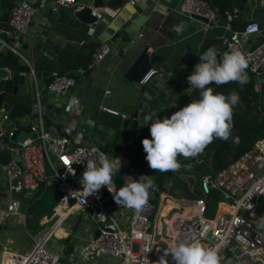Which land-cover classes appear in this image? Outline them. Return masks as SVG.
Returning <instances> with one entry per match:
<instances>
[{"label":"built area","instance_id":"2783aa9c","mask_svg":"<svg viewBox=\"0 0 264 264\" xmlns=\"http://www.w3.org/2000/svg\"><path fill=\"white\" fill-rule=\"evenodd\" d=\"M29 2L14 1L8 13V28L4 30L6 38L27 33L30 16L37 11V7ZM133 2L128 0L130 4ZM59 5L79 7L76 0L50 1L51 10ZM90 8L96 19L103 13L109 16L116 13L106 7ZM176 10L187 16L194 13L205 17L201 21L203 29L214 24L218 16L210 0H180ZM237 11L230 8L222 12L227 30L225 50H241L249 61L247 70L258 77L264 73V33L259 22L250 17L242 20L241 31L231 26ZM175 27L181 29L180 26ZM252 33L256 36L254 41H261L249 49L254 41L245 47L242 42ZM139 35H133L129 43L136 41ZM14 44L0 37V48H7L25 62L29 66L30 79L35 82L33 61L24 58ZM111 51V45L101 40L84 65H78L70 72H50V79L34 90L31 103L36 110L29 109L24 116L31 124L32 134L22 141H14L10 148L5 146L12 125L0 128V149L9 148L6 161L0 163V227L11 217L27 226L26 209L30 202L27 196L30 191L44 190L52 183L57 193L55 204L39 218L42 234L33 240L32 248L28 252H19L2 246L0 264H173L171 256H165V252L180 241L192 242L194 238L205 248H216L219 244L221 264H264V229L257 228L253 222L257 200L264 196V114L260 135L246 150L216 171L199 177V196L181 198L185 202L177 204L164 192L157 193L152 189L148 204L139 213L130 210L125 223L120 221L122 208L111 201L113 195L106 186L102 199L101 188L98 194L87 197L85 202L84 195L78 191L82 190L80 180L88 160L98 161L102 153L109 157L98 144L77 142L46 124L42 118L40 98L52 95L61 101L60 108L76 114L80 109V98L76 93H67V90ZM156 72L155 67H149L138 82H150ZM182 107L181 104L173 106L164 118H170ZM7 113L0 105V121L7 117ZM46 165L50 167L51 174L46 172ZM49 178L53 180L46 183ZM112 186L118 190L114 179ZM210 190L218 196L212 216L205 213L206 196ZM154 195H157L155 202L152 200ZM168 201H171L170 206H166ZM88 207L93 208L100 224H96L94 232H88L85 238L79 237L80 241H75L73 227L81 217L85 219L88 216ZM59 229L61 234H56ZM52 237L58 240L69 237L71 249L65 252L63 241L58 250L52 249L47 245Z\"/></svg>","mask_w":264,"mask_h":264},{"label":"crops","instance_id":"0c3cea01","mask_svg":"<svg viewBox=\"0 0 264 264\" xmlns=\"http://www.w3.org/2000/svg\"><path fill=\"white\" fill-rule=\"evenodd\" d=\"M50 1L45 0V11L41 12L40 16L35 14L32 17L27 31L30 35L28 38L29 60L41 63L42 66L38 68L40 71L59 73L72 71L73 67L80 65L84 54L90 47V41L98 44L104 39L111 45L112 51L87 75L78 78L76 84L67 90V93H76L80 98L81 105L76 114L68 113L62 108L58 111L48 108L47 113L44 114L45 104L49 100H58L52 95L40 99L44 122L54 126L58 132L70 136L77 142L98 144L110 160L119 157L122 166L120 172L115 174V178L119 180L118 190L128 183L138 180L142 175H148L151 178L153 170L148 166L145 159L146 153L142 146L144 138L151 139L149 126L144 125L142 128H138L134 136H129L124 131L114 130L106 124L96 121V110L99 107H105L116 112H125L126 103L130 100L133 102L142 91L148 93V106L156 115L177 104L186 106L187 99H190L191 103L199 89H191L187 77L193 72L195 64L200 61L197 59L195 62L175 65L176 60L185 50L190 54L199 55L197 49L204 36L227 34L226 19L219 11L230 8L229 0H212L213 8L218 16L214 24L206 29L202 28L201 20L181 14L176 10L180 0H134L144 8L145 16L132 35L127 32V30H131L130 27H125L129 20L115 16L116 13L109 16L110 18L102 15L93 23L86 24L72 15L70 9L73 7L71 5H59L55 10H51ZM88 1L90 0H76V3L80 6ZM33 6L37 7L36 13L39 12L41 0L33 1ZM131 9L129 7V10ZM237 10L236 17L230 23L231 26L237 28L239 22L250 17L259 22L264 33V3L262 0H241V6ZM133 15L134 13L131 17ZM115 17L117 18L115 19ZM175 26H180L181 29H176ZM1 33L0 28V37L10 41V38H6L5 34L2 36ZM137 33H140L137 40L130 44V38ZM244 41L248 42L247 45L252 42L248 41L247 37ZM14 43H16V39ZM144 46L148 50L159 47L162 49V53L159 55L160 60L152 65L157 69V72L150 82L141 84L125 79L123 73ZM253 89L259 94L257 110L263 115L264 73L258 77L254 76ZM156 115L154 119L157 118ZM209 153L211 154L210 148ZM189 159L195 160V158L186 159L180 156L178 162L187 167L189 165L184 164L182 160ZM210 169V173H212L213 167ZM201 170V175L209 174L203 168ZM185 172L193 174L191 169ZM201 175L199 174V177ZM112 202L115 203L114 199ZM168 203L170 206L171 201H168L167 205ZM116 206L122 208L123 216L120 221L125 223L130 211H126L125 207L117 204ZM262 207L257 208L256 219H253L254 224L255 222L264 223V215L261 214L264 211ZM86 236L75 232L74 238L76 239L74 240L80 241L79 237L83 239Z\"/></svg>","mask_w":264,"mask_h":264},{"label":"clouds","instance_id":"9594fccd","mask_svg":"<svg viewBox=\"0 0 264 264\" xmlns=\"http://www.w3.org/2000/svg\"><path fill=\"white\" fill-rule=\"evenodd\" d=\"M199 61L187 77L190 88L199 89V99L192 100L170 118L154 119L155 114L150 113L140 122L149 126L151 139L144 138L142 146L148 166L154 172L179 170L178 157L196 158L215 140L227 142L231 139L232 143L239 144V137H233L232 130L234 109L240 97L235 91L228 95L214 92L210 85L220 87L232 82L246 85L249 61L238 48L221 55L215 45L204 50ZM121 166L119 157L109 160L103 153L98 161L88 160L80 180L82 190L78 191L84 195L85 202L87 197L98 194L106 186L118 206L141 212L149 202L154 181L150 176L142 175L116 190L112 186L113 177L120 172ZM219 248V244L216 248H205L194 238L192 242H178L165 252V256L170 255L173 264H221Z\"/></svg>","mask_w":264,"mask_h":264},{"label":"water","instance_id":"95a60500","mask_svg":"<svg viewBox=\"0 0 264 264\" xmlns=\"http://www.w3.org/2000/svg\"><path fill=\"white\" fill-rule=\"evenodd\" d=\"M33 1L35 0H30L29 2L31 6L33 5ZM44 2L45 0H41L40 11L31 14L30 20L35 14L40 16L41 12L45 11ZM128 6L132 9L129 10ZM229 6L230 8L238 9L241 6V0H229ZM90 7H106L109 10L116 11L115 16L124 18L123 20L128 19L129 22H127L125 27H130L131 30H127L130 35L135 33L145 16L143 13L144 8L140 4L137 2L129 4L128 0H90L87 3L80 5L78 8H73L72 15L83 23H93L96 18L91 13ZM133 13L134 15L131 17ZM102 15L106 18H110L106 13H103ZM190 16L197 20H205V17L198 14L192 13ZM116 18L117 17H115V19ZM242 29L243 23L239 22L237 24L236 30L241 31ZM29 36L30 35L26 33L10 37V41L14 42L16 39L15 47L19 50L23 57L28 60L30 59L28 48ZM260 41L261 39L252 42L249 45V49H252L258 45ZM211 45H215L218 53L221 55L225 52H228L225 50L226 44L224 43V35H219L212 37L204 36L198 46L197 54H202V52ZM161 53L162 49L159 47L148 50V48L144 46L136 55L131 64L126 68L123 73V77L129 81L138 82L142 74L156 61L160 60L159 55ZM33 69L36 76L35 82L30 79L29 66L23 61L19 60L12 67H0V86L4 82H8L7 88L0 87V105L8 112L7 117L0 121V128L12 125L8 141H6L4 144L5 146H9V148L14 145V141H22L27 135L32 134L31 124L24 118L26 112L17 114L15 106L17 104H22L26 107H31L30 110L35 111L36 107L31 103L34 90L36 87H40L42 85L43 77L50 75L49 71H40L38 68H36L34 62ZM148 100V93L146 91H142L137 99H135L133 102L130 100V102L126 103L125 112H113L111 109L99 107L95 113V120L106 124L114 130L124 131L127 133V135L134 136L136 129L142 128L144 126L140 123L143 121L144 116L146 114L154 113L148 106ZM189 103L190 99H187L186 105ZM60 107L61 101L49 100V102L45 104L44 114L47 113L48 108L58 111ZM168 111L169 110L166 109L161 114H154L157 116V118L163 119ZM9 148H5L7 153L9 152ZM100 148L103 150L102 147ZM82 169L84 170L83 166ZM45 170L48 174H51V169L48 165H46ZM105 193V188L102 187L100 199L103 198ZM56 201L57 193L54 190V185L50 183L44 188V190H41L39 195L33 200V203L30 204L26 209V224L30 230L38 229L39 218L45 215ZM126 211L130 210L126 208ZM86 213L91 217L92 220L96 222L97 225L100 224V222L96 219V215L93 212L92 207H88Z\"/></svg>","mask_w":264,"mask_h":264},{"label":"trees","instance_id":"16d2710c","mask_svg":"<svg viewBox=\"0 0 264 264\" xmlns=\"http://www.w3.org/2000/svg\"><path fill=\"white\" fill-rule=\"evenodd\" d=\"M15 0H0V28L2 30V35L4 34V30L8 28V13L11 8V6L14 4ZM214 2V1H213ZM36 5L38 3L35 2ZM210 4L213 7L212 0H210ZM72 9H70V12L72 13ZM230 9V8H227ZM226 9L220 10L219 12H223ZM97 42L90 41V47L88 51L84 54V58L80 62V65H84L87 60L89 59L90 53L94 50L96 47ZM199 60V55L190 54L189 51L185 50L184 53H182L178 59L176 60V64H182L185 62H195ZM19 61V57L11 52L8 49H0V67H12ZM36 68H39L41 63L36 62L34 63ZM78 66V65H77ZM76 67V66H75ZM74 68V67H73ZM59 73V72H57ZM248 73V83L244 86H241L239 83L232 82L225 85H222L220 87H216L214 84L210 85L214 88V92H220L225 95L230 94L231 92L235 91L238 93L240 97L239 104L234 109V115H233V130H232V136L233 137H239V144L232 143L231 139L227 142L223 140H215L212 144H210L211 149V160H212V167L213 172L216 171L218 168L226 165L229 161L234 159L237 155H239L241 152L246 150L251 143L257 139L260 135V131L263 125L262 121V114L258 112L256 105L259 101V94L257 91L253 89V83H254V76L251 72L247 70ZM50 79V76H46L44 78V82L48 81ZM1 88H7L8 82H4L1 86ZM199 99V91L195 94L193 100ZM29 107H26L22 104H17L15 106L16 113L21 112H28ZM264 113V110H263ZM8 153L5 151V149H0V163H4L6 161ZM185 166L181 165L179 170L177 171H168L165 173L160 172H154L152 173L151 179L154 181V188L153 190L155 192H166L171 196H184L187 198H194L196 196H199L201 194L199 189V179L197 184L193 186L188 185V180L180 176L181 172H184ZM201 175V173H200ZM116 175H114L113 179L117 183H119V180L115 178ZM41 192L40 190L38 191ZM38 193V194H39ZM156 196L152 198V200L155 202ZM217 194L214 190H210L209 193L206 196V214L215 207L216 201H217ZM264 199V196H260L257 200L256 207L260 209L262 207V201ZM34 199H31L29 202V205L33 203ZM62 241L65 243L64 251L68 252L71 249L72 242L69 240V237H66L62 239Z\"/></svg>","mask_w":264,"mask_h":264},{"label":"rangeland","instance_id":"374dc122","mask_svg":"<svg viewBox=\"0 0 264 264\" xmlns=\"http://www.w3.org/2000/svg\"><path fill=\"white\" fill-rule=\"evenodd\" d=\"M247 39L248 41H253L254 39H256V36L254 33H252L247 36ZM242 44L244 47L248 46L247 41L242 42ZM209 147L210 145L205 149L203 154L196 157L195 160L193 159L182 160L184 161V164L189 165L185 167V169L186 170L191 169L193 172V174L192 173L189 174V173H186L185 172L186 170H185L184 172L180 173V176L188 180V185L190 187L197 184L198 179H199V174L201 173L202 168L206 170L207 173L211 172L210 168L212 167L210 164L212 163V160L210 159L211 154L210 153L208 154ZM197 158L199 159L198 161L196 160ZM52 180L53 178H49L47 179L46 183H49ZM39 190L41 191L40 188L34 191H30L28 194L29 196H27V200L30 201L31 199H34L36 195L39 193L38 192ZM164 194H166V197H168L169 199L176 201L177 204H180L181 202H185L184 199L187 198L184 196H179V197L171 196L165 191H164ZM181 198H184V199H181ZM262 205H264V199L262 201ZM262 208L264 209V206ZM214 209L215 207L212 208L206 215L212 216ZM261 214L264 215V211L261 212ZM253 219L254 220L256 219V215L253 216ZM262 224L264 223L255 222V226L259 229H264V226H261ZM95 226H96V222L92 220L91 217L88 215L85 219L81 217L76 222V225L73 227V232H80L82 233V235L86 236L88 232H94ZM86 227L88 230L84 231V228ZM41 234H42V226H39V228L36 230H30L28 226L24 228V226L20 222H16L15 219L11 217L9 219H6L0 227V249L3 246L6 249H10V250H16L19 252H28L32 248L33 240L37 239ZM61 241L62 240H58L52 237L47 242V245H49L54 250H58V248L62 244Z\"/></svg>","mask_w":264,"mask_h":264},{"label":"bare ground","instance_id":"6f19581e","mask_svg":"<svg viewBox=\"0 0 264 264\" xmlns=\"http://www.w3.org/2000/svg\"><path fill=\"white\" fill-rule=\"evenodd\" d=\"M166 206H169V204L166 205ZM163 212H164V211H163ZM56 234H61V230H57V231H56Z\"/></svg>","mask_w":264,"mask_h":264}]
</instances>
